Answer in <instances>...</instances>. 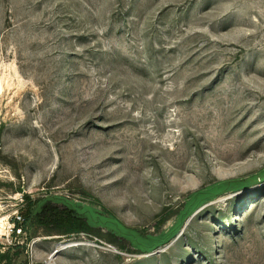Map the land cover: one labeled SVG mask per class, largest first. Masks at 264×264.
I'll return each instance as SVG.
<instances>
[{
    "label": "rangeland",
    "instance_id": "374dc122",
    "mask_svg": "<svg viewBox=\"0 0 264 264\" xmlns=\"http://www.w3.org/2000/svg\"><path fill=\"white\" fill-rule=\"evenodd\" d=\"M47 195L127 239L24 220ZM15 244L14 264H264V0H0V247Z\"/></svg>",
    "mask_w": 264,
    "mask_h": 264
},
{
    "label": "trees",
    "instance_id": "16d2710c",
    "mask_svg": "<svg viewBox=\"0 0 264 264\" xmlns=\"http://www.w3.org/2000/svg\"><path fill=\"white\" fill-rule=\"evenodd\" d=\"M218 182H220V186L217 194L231 187H238L242 183V181L240 180H223ZM25 197H27V195H25ZM47 200L56 203H62L65 208L61 210L56 209L55 211L47 210L46 212L44 211L45 214L41 216ZM206 200L207 198L198 199L192 208L199 206ZM191 209L183 213L179 223H177L175 226H172L167 232H164L165 235L163 236L162 240H160L158 243H149L148 249L138 250H151L159 244L169 240L171 236H173L177 232V230L181 226L183 218ZM32 213H34V215ZM30 217L34 219V222L36 224L45 227L47 232L54 231L55 233L64 235L79 234L81 232L93 233L98 226L104 225L113 230V237H121L127 239L126 230L119 224L120 222L118 220L108 218L106 216L102 217L98 214H95L91 207H84L80 209L76 205L71 203L65 196L47 195L35 200H30L29 208L25 212L24 220L29 221ZM14 225V229H16L19 225V220L16 219L14 221ZM125 228L127 229L129 227ZM15 245H17L18 248L13 249L14 245H6L4 246V248L0 247V264H14L15 255L18 254L19 248H22V246L18 244ZM20 264H28V260L25 259Z\"/></svg>",
    "mask_w": 264,
    "mask_h": 264
}]
</instances>
